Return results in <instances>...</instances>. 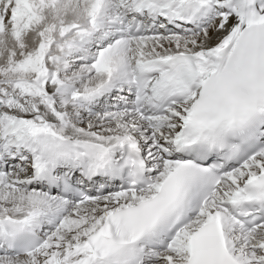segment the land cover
Wrapping results in <instances>:
<instances>
[{
    "label": "snow or ice",
    "instance_id": "1",
    "mask_svg": "<svg viewBox=\"0 0 264 264\" xmlns=\"http://www.w3.org/2000/svg\"><path fill=\"white\" fill-rule=\"evenodd\" d=\"M0 264H264V0H0Z\"/></svg>",
    "mask_w": 264,
    "mask_h": 264
}]
</instances>
